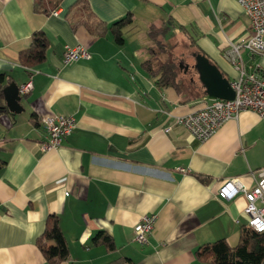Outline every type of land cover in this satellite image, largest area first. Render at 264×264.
<instances>
[{
	"label": "crops",
	"instance_id": "crops-1",
	"mask_svg": "<svg viewBox=\"0 0 264 264\" xmlns=\"http://www.w3.org/2000/svg\"><path fill=\"white\" fill-rule=\"evenodd\" d=\"M87 2L108 23L132 13L122 45L72 27V16L81 14L74 0H43L47 12L34 11L33 0H0V73L10 77L5 86L32 79L21 94L22 110L0 113V264H48L35 244L48 214H57L70 252L60 264L116 257L132 264H206L195 258V248L221 237L234 245L247 223L243 193L225 199L217 191L233 176L248 188L255 184L264 168V120L242 110L200 141L173 118L209 101L197 49L230 82L236 71L224 51L229 41L251 34L250 21L238 0ZM150 25L170 26L164 41L173 29L184 37L178 25L194 39L195 76L180 80L178 90L154 84L140 65L151 46L125 36L139 28L150 37ZM39 29L49 40L46 59L25 67L19 51ZM78 44L90 57L64 63L65 47ZM242 56L264 68V53ZM51 114L72 115L76 126L58 146L42 148L41 118ZM143 214H154L155 221L148 243L140 244L133 227ZM99 229L112 237L113 249L91 243Z\"/></svg>",
	"mask_w": 264,
	"mask_h": 264
},
{
	"label": "built area",
	"instance_id": "built-area-1",
	"mask_svg": "<svg viewBox=\"0 0 264 264\" xmlns=\"http://www.w3.org/2000/svg\"><path fill=\"white\" fill-rule=\"evenodd\" d=\"M238 3L250 21L251 34L239 42L229 41L224 51L225 58L236 71V76L229 82L234 96L209 99L201 108L173 118L174 123L185 127L200 141L207 139L224 121L236 118L242 110H252L264 120V68L255 61L244 60L242 56L243 51L251 57L264 53V0H238ZM52 13L57 14L58 9H53ZM89 57L87 48L78 44L66 46L62 59L64 63H70ZM31 88L30 78L19 85V93L26 94ZM41 123L46 131V142L42 148L58 146L76 126L72 115L63 114L43 116ZM239 192L246 200L247 224L257 231H264V168L252 187H246L237 176H233L223 180L217 194L232 199ZM154 221V214H143L133 227V239L140 244L148 243Z\"/></svg>",
	"mask_w": 264,
	"mask_h": 264
},
{
	"label": "trees",
	"instance_id": "trees-1",
	"mask_svg": "<svg viewBox=\"0 0 264 264\" xmlns=\"http://www.w3.org/2000/svg\"><path fill=\"white\" fill-rule=\"evenodd\" d=\"M72 6L78 7V11H81L78 16H72V27L82 25L92 35L97 37L109 36L117 45L124 43L123 28L133 20L131 12L108 23L94 14L87 0H74ZM33 10L36 12L48 11L43 5V0H33ZM170 24H173L171 19ZM169 25L161 27L150 25L148 34L156 41V46L155 48H148L149 55L141 61L140 65L153 78L157 87H173L178 90L179 62L166 57L165 53L170 45L158 37L159 35L164 36L166 29L170 27ZM177 28L188 40L189 46H195L194 39L188 29L182 25H178ZM48 46L49 40L45 32L41 29L33 31L30 35L29 45L19 51L20 63L25 67H34L44 62ZM196 55L197 57H202L219 71L218 66L206 54L199 52L197 49ZM9 80L10 77L8 75L0 73V113L10 112L2 102L3 88ZM3 163L4 160L0 157V168ZM197 176L202 181H207L206 176ZM91 243L102 245L107 250L114 248L112 237L102 229L97 230L92 236ZM35 244L48 264H60L69 258V248L60 228L57 214L47 215L44 228L36 237ZM194 256L198 261L206 264H264V231H257L245 223L241 225L238 240L234 245H230L226 238L221 237L198 245L194 250ZM103 264L132 263L124 257H116Z\"/></svg>",
	"mask_w": 264,
	"mask_h": 264
},
{
	"label": "water",
	"instance_id": "water-1",
	"mask_svg": "<svg viewBox=\"0 0 264 264\" xmlns=\"http://www.w3.org/2000/svg\"><path fill=\"white\" fill-rule=\"evenodd\" d=\"M196 65L201 67V74L203 85L208 99L214 98H232L234 91L230 87L229 82L222 76L216 67L210 65L202 57H198ZM3 99L6 107L12 112H20L22 106L19 101L21 94L19 93V86L11 81L3 88Z\"/></svg>",
	"mask_w": 264,
	"mask_h": 264
},
{
	"label": "rangeland",
	"instance_id": "rangeland-1",
	"mask_svg": "<svg viewBox=\"0 0 264 264\" xmlns=\"http://www.w3.org/2000/svg\"><path fill=\"white\" fill-rule=\"evenodd\" d=\"M135 32H131V34H127V31H125V36L128 35V37L131 39L132 42H136L139 44H144L146 47H154L155 48V43L156 41L154 39H151L148 35L143 32V34H140V29L134 30ZM161 40L162 36H158ZM184 37L181 36L180 34L177 33L176 29H173L172 31L169 32V35L166 33L164 39L165 41L170 45L168 47V51H166L165 55L169 59H173L176 62H182V66L178 67V81L180 80H187L188 78L195 76L194 73V68L192 67L194 63V59L191 56L192 48L187 44V41L183 39ZM149 55V51H145L144 55L142 56L144 58H147ZM162 57V56H161ZM188 64V68L185 70L184 69V64ZM167 91H172V87H167L165 88ZM164 88L162 89L163 91L165 90Z\"/></svg>",
	"mask_w": 264,
	"mask_h": 264
}]
</instances>
